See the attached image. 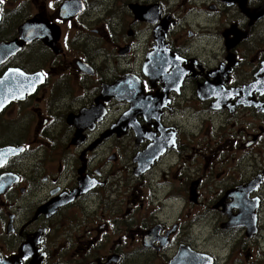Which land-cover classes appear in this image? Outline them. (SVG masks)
Listing matches in <instances>:
<instances>
[{
  "label": "flooded vegetation",
  "instance_id": "af4514ba",
  "mask_svg": "<svg viewBox=\"0 0 264 264\" xmlns=\"http://www.w3.org/2000/svg\"><path fill=\"white\" fill-rule=\"evenodd\" d=\"M0 264H264V0H2Z\"/></svg>",
  "mask_w": 264,
  "mask_h": 264
},
{
  "label": "rangeland",
  "instance_id": "374dc122",
  "mask_svg": "<svg viewBox=\"0 0 264 264\" xmlns=\"http://www.w3.org/2000/svg\"><path fill=\"white\" fill-rule=\"evenodd\" d=\"M189 97L191 98L192 96H189ZM183 105H186V106L188 105L187 104V99L180 101L179 106L183 107ZM187 109H186V111H183V113L180 112L181 114L178 116L179 125L184 130H191V131L193 130V131H195V130L198 129V127H199L198 124L199 123H198L196 118L194 120L188 119L189 110H187ZM177 111H179V110H177ZM182 115H183V117H182ZM200 135H201V133H199V136ZM122 160L126 161V159H124V158H122Z\"/></svg>",
  "mask_w": 264,
  "mask_h": 264
},
{
  "label": "water",
  "instance_id": "95a60500",
  "mask_svg": "<svg viewBox=\"0 0 264 264\" xmlns=\"http://www.w3.org/2000/svg\"><path fill=\"white\" fill-rule=\"evenodd\" d=\"M153 59H155V58H152V54L150 55V56H148V61H149V63L151 64V65H153V63H155V61H153ZM157 59V58H156ZM155 65V64H154ZM153 67V66H152ZM41 78H42V76H41ZM43 79V78H42ZM125 89V88H124ZM124 89H122V90H124ZM128 90V89H127ZM126 90V91H127ZM129 91V90H128ZM130 92V91H129ZM131 95V94H130ZM153 102V101H152ZM139 103V102H138ZM144 104V103H143ZM141 106V105H140Z\"/></svg>",
  "mask_w": 264,
  "mask_h": 264
},
{
  "label": "snow or ice",
  "instance_id": "6c2138e0",
  "mask_svg": "<svg viewBox=\"0 0 264 264\" xmlns=\"http://www.w3.org/2000/svg\"><path fill=\"white\" fill-rule=\"evenodd\" d=\"M0 2H2V0H0Z\"/></svg>",
  "mask_w": 264,
  "mask_h": 264
}]
</instances>
